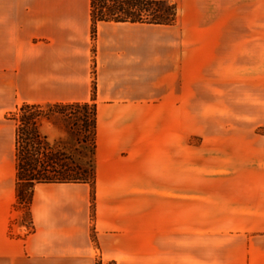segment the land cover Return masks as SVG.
Wrapping results in <instances>:
<instances>
[{
	"label": "crops",
	"instance_id": "crops-1",
	"mask_svg": "<svg viewBox=\"0 0 264 264\" xmlns=\"http://www.w3.org/2000/svg\"><path fill=\"white\" fill-rule=\"evenodd\" d=\"M169 1L172 24L97 20L92 0H0V264H256L198 234L262 231L264 187L246 183L259 206L199 208L182 187V120L204 104L263 141L264 0ZM76 102L97 108L94 185L37 183L26 207L9 116Z\"/></svg>",
	"mask_w": 264,
	"mask_h": 264
},
{
	"label": "rangeland",
	"instance_id": "rangeland-1",
	"mask_svg": "<svg viewBox=\"0 0 264 264\" xmlns=\"http://www.w3.org/2000/svg\"><path fill=\"white\" fill-rule=\"evenodd\" d=\"M102 1L96 0V15L101 13ZM126 1L111 0L108 8L120 14L119 7ZM197 91L196 97L204 100V89ZM202 111L204 104L198 103L195 111L182 120L183 190L190 188L198 193L199 208L207 207V202L219 208L259 206V201L248 197L246 190V183L251 180H255L258 187H264V150H258L264 149V139L261 142L249 136L253 130L244 131V128H254V121L211 118ZM44 113L41 129L48 134L53 152H57L55 162L60 166L70 163L69 158H72L86 167L93 158V139L89 134L93 107L44 104ZM12 120L17 125V121ZM244 132L248 136L243 135ZM259 132L264 134V128ZM243 139L248 144L245 151L239 146ZM94 182L95 178L87 183L94 185ZM262 227L264 229V224ZM263 229L257 232H214L208 236L199 233L198 239H209L216 245L229 241L234 246L221 248L219 254L230 250L231 254H242L254 259L256 264H264Z\"/></svg>",
	"mask_w": 264,
	"mask_h": 264
},
{
	"label": "trees",
	"instance_id": "trees-1",
	"mask_svg": "<svg viewBox=\"0 0 264 264\" xmlns=\"http://www.w3.org/2000/svg\"><path fill=\"white\" fill-rule=\"evenodd\" d=\"M109 1H102L101 13L96 15V0L93 3V17L97 20L147 22L153 24H172L177 18V6L165 0H128L120 5L119 13L108 8ZM96 27H93V33ZM94 87V91H95ZM52 106H92L93 117L89 125L92 135V160L86 165L78 164L69 158L70 163L59 166L55 162L51 141L46 132L41 129V119L45 116L44 105L23 103L17 111L12 112L10 119L17 121L16 125V167L17 194L26 207L30 205L33 189L37 183L53 182H90L95 178V154L97 132V108L94 102L84 103H53ZM101 264V263H99ZM115 264V263H114Z\"/></svg>",
	"mask_w": 264,
	"mask_h": 264
}]
</instances>
